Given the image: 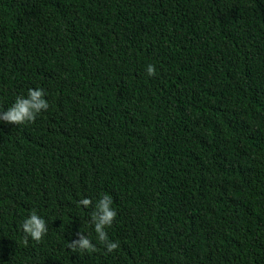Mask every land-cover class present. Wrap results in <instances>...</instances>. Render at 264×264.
Masks as SVG:
<instances>
[{
    "label": "trees",
    "instance_id": "1",
    "mask_svg": "<svg viewBox=\"0 0 264 264\" xmlns=\"http://www.w3.org/2000/svg\"><path fill=\"white\" fill-rule=\"evenodd\" d=\"M263 54L264 0H0V264H264Z\"/></svg>",
    "mask_w": 264,
    "mask_h": 264
},
{
    "label": "clouds",
    "instance_id": "2",
    "mask_svg": "<svg viewBox=\"0 0 264 264\" xmlns=\"http://www.w3.org/2000/svg\"><path fill=\"white\" fill-rule=\"evenodd\" d=\"M149 76L156 75L154 65L147 67ZM49 103L45 99V92L42 88L29 89L27 96H17L15 102L6 110L0 112V121L7 124L23 125L26 123H34L37 116L43 111H47ZM78 204L84 208H92L91 223L94 225L97 241L102 245L108 253H112L119 248L117 242L109 239L106 229L110 228L117 218V211L112 207L113 198L105 194L93 206V201L83 198ZM22 231L25 233V242L27 238H31L36 242H40L48 233V224L45 219L40 217L35 209L24 220L21 225ZM67 248L72 252L79 250L80 252L94 253L98 251L97 246L84 235L82 232L77 233V239L67 242Z\"/></svg>",
    "mask_w": 264,
    "mask_h": 264
},
{
    "label": "bare ground",
    "instance_id": "3",
    "mask_svg": "<svg viewBox=\"0 0 264 264\" xmlns=\"http://www.w3.org/2000/svg\"><path fill=\"white\" fill-rule=\"evenodd\" d=\"M245 19V18H244ZM244 21V20H243ZM261 51V53H262V50H260ZM256 52V51H255ZM264 55V54H263ZM245 60V59H244ZM243 69V68H242ZM244 70V69H243ZM247 70V69H246ZM250 74V73H249Z\"/></svg>",
    "mask_w": 264,
    "mask_h": 264
}]
</instances>
